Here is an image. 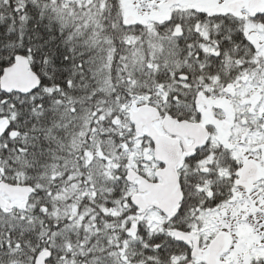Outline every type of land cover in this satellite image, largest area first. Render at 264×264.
<instances>
[{"label": "snow or ice", "instance_id": "snow-or-ice-1", "mask_svg": "<svg viewBox=\"0 0 264 264\" xmlns=\"http://www.w3.org/2000/svg\"><path fill=\"white\" fill-rule=\"evenodd\" d=\"M0 264H264V0H0Z\"/></svg>", "mask_w": 264, "mask_h": 264}]
</instances>
